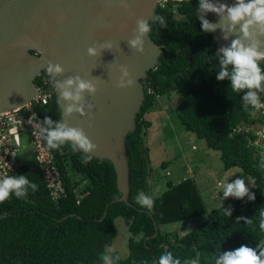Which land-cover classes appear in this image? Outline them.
Masks as SVG:
<instances>
[{"label": "trees", "instance_id": "1", "mask_svg": "<svg viewBox=\"0 0 264 264\" xmlns=\"http://www.w3.org/2000/svg\"><path fill=\"white\" fill-rule=\"evenodd\" d=\"M198 9L197 0H168L158 4L147 22L149 37L163 49L157 67L142 81L144 100L135 129L125 139L130 205L118 201L121 193L109 161L93 157L87 165L82 164L80 154L69 150L70 142L52 149L66 194L52 200L39 171L19 170L18 176L25 175L37 185V191L25 186V198L10 195L0 203V264H103L102 256L116 237L117 218L125 221L130 238L126 257L111 254L119 257L115 264H152L166 251L181 264L197 258L199 264H212L220 252L241 244L264 246V232L258 228L264 211V156L257 155L258 148L250 143L255 139L252 133H234L239 126L254 123L255 107L243 100L248 89L233 92L227 78H216L219 50L212 32L202 31ZM158 16L163 17V23ZM44 80L42 71L35 84L40 86ZM47 84L54 91L51 81ZM167 94L177 96L175 112L183 128L203 140L208 149L219 152L224 170L240 169L253 185L249 191L253 199L247 194L232 199L182 236L161 227L206 214V203L192 178L168 181L151 209L137 202L140 193L150 191L144 136L151 123L145 116ZM35 112L44 129L61 122L55 94L47 105L35 107ZM46 118L53 121L52 126L44 123ZM225 210L230 214L226 216ZM154 223L158 232L153 237Z\"/></svg>", "mask_w": 264, "mask_h": 264}, {"label": "water", "instance_id": "2", "mask_svg": "<svg viewBox=\"0 0 264 264\" xmlns=\"http://www.w3.org/2000/svg\"><path fill=\"white\" fill-rule=\"evenodd\" d=\"M168 0H0V113L21 108L37 93L35 80L49 62L60 64V75L53 74L51 86L60 110L61 122L79 127L97 147L91 155L100 162L109 161L116 172L121 193L119 202H128V159L126 136L135 129V120L144 100L142 81L158 65L163 46L153 43L147 33L140 34L138 21H150L158 6ZM177 2L191 0H171ZM232 4L234 0H219ZM203 15L213 23H221L215 13ZM217 27L212 31L218 50L230 45L240 35ZM140 37L142 51L132 48L129 41ZM259 39L264 41V36ZM109 43L95 57L87 48ZM129 72L133 84L119 88L116 81L120 68ZM79 75L96 84L93 95L85 93L93 105L86 115L73 112L65 115L68 102L60 99L56 81ZM71 143V142H70ZM106 215L104 212L103 220ZM155 233L158 227L154 223Z\"/></svg>", "mask_w": 264, "mask_h": 264}, {"label": "clouds", "instance_id": "3", "mask_svg": "<svg viewBox=\"0 0 264 264\" xmlns=\"http://www.w3.org/2000/svg\"><path fill=\"white\" fill-rule=\"evenodd\" d=\"M199 9L204 12L215 13L220 17L221 23H213L205 19L203 15H198L197 19L201 22V29L205 33H211L218 26L226 30L223 38L228 39L227 33L237 31L239 26L240 35L232 39L230 45L221 47L217 52L219 58L220 71L217 74L218 80L227 78L233 92H239L248 89L244 94L243 100L246 105L255 108L261 106V100L258 92H264V41L259 39L264 36V0H234L232 4L219 2V0H197ZM163 23V17H156ZM138 31L140 34L149 32L150 25L146 21H138ZM132 48L142 51V40L138 36L129 41ZM106 47H111L109 43H101L99 46L87 48V55L95 57ZM229 66L231 69L229 70ZM64 69L60 64L49 62L44 69L46 82H50L53 74L60 75ZM133 80L129 76L126 67L120 68V76L116 81L119 88L130 87ZM59 91L60 99L68 102L65 107V115H71L73 112L86 115L85 109H91L93 105L86 101L85 93L93 95L97 91L96 84L91 80L82 79L79 75L69 76L63 81H56L54 86ZM54 92V91H53ZM45 124L52 126L53 121L46 118ZM46 132L44 139L48 149H60L62 145L71 142L69 150L73 154H80L82 164L87 165L93 159L92 150L97 146L91 142L84 131L79 127H70L64 122H56L54 127L42 129ZM31 188L33 192L37 191V185L25 176H5L0 179V203L4 202L14 195L16 198H25L27 189ZM223 197L242 198L246 194L248 198L253 199L249 189L245 186L244 178H237L233 182H221ZM137 202L144 208L151 209L153 199L150 196L140 193ZM227 216L229 211L225 210ZM260 221L258 228L264 232V211L260 212ZM3 214H0V219ZM113 249L108 248L102 256L103 264H115L119 258L114 257ZM152 264H181L178 257H174L171 251H166L155 259ZM184 264H199V259L185 261ZM212 264H264V246L252 247L247 244H241L231 250H225L213 257Z\"/></svg>", "mask_w": 264, "mask_h": 264}, {"label": "rangeland", "instance_id": "4", "mask_svg": "<svg viewBox=\"0 0 264 264\" xmlns=\"http://www.w3.org/2000/svg\"><path fill=\"white\" fill-rule=\"evenodd\" d=\"M171 96L167 94L160 97L156 107L145 116L151 123L144 136V146L149 150L150 191L147 196L153 200L159 197L166 189L168 181L178 182L184 178H192L195 181L206 203V214L190 221L161 227L163 231H176L182 236L205 222L210 212L235 199L232 196L223 197L221 182H233L242 177L249 191L253 185L251 179L240 169L224 170L219 152L208 149L203 140L183 128L175 112V95ZM23 161L29 167L33 166L32 161L28 163L26 158ZM162 163H166L167 167L162 168ZM218 192L221 193L219 199H210V193ZM115 228L116 237L111 244L113 251L110 254L117 253L120 257H126L130 234L125 221L117 218Z\"/></svg>", "mask_w": 264, "mask_h": 264}, {"label": "built area", "instance_id": "5", "mask_svg": "<svg viewBox=\"0 0 264 264\" xmlns=\"http://www.w3.org/2000/svg\"><path fill=\"white\" fill-rule=\"evenodd\" d=\"M37 88V93L26 105L0 113V179L8 175L18 176L22 168L35 169L41 174L51 199L57 201L65 196V188L53 150L46 146V132L42 131L44 127L35 112V107L45 106L50 102L54 92L45 80ZM147 91L150 93L149 89ZM258 95L261 106L254 108V123L241 125L234 133H252L255 139L250 143L258 148L257 155L263 157L264 92ZM24 158L28 163L32 161L33 166L29 167L23 161Z\"/></svg>", "mask_w": 264, "mask_h": 264}, {"label": "crops", "instance_id": "6", "mask_svg": "<svg viewBox=\"0 0 264 264\" xmlns=\"http://www.w3.org/2000/svg\"><path fill=\"white\" fill-rule=\"evenodd\" d=\"M173 96V95H172ZM171 96V97H172ZM175 98H176V100H177V96H174ZM207 192H208V190H206ZM211 195H210V199H219L220 198V194L221 193H217V194H215V193H210Z\"/></svg>", "mask_w": 264, "mask_h": 264}]
</instances>
